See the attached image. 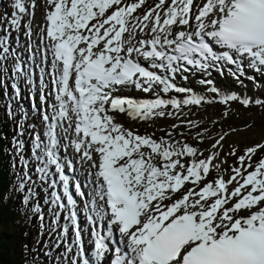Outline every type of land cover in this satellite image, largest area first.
Segmentation results:
<instances>
[{
    "label": "snow or ice",
    "instance_id": "6c2138e0",
    "mask_svg": "<svg viewBox=\"0 0 264 264\" xmlns=\"http://www.w3.org/2000/svg\"><path fill=\"white\" fill-rule=\"evenodd\" d=\"M144 3L145 0H46L47 23L42 29L46 35L41 40L48 42L47 51L52 56L50 94H54L55 103L49 105L51 115L47 111L43 115L47 142L36 134L33 154L43 165L37 168L41 178L51 175L49 169L54 166L62 183L69 208L66 219L74 226L73 245L77 249L70 264H101L110 252L111 264H264V158L255 167L252 164V157L264 149V143L247 148L245 155L238 158L239 167L232 168L233 174L227 180L220 176L205 182L212 168L219 169L213 163L218 152L200 158L202 151L172 139L171 132L160 138L141 135L116 122L111 114L147 121L173 115L166 113L168 108L179 111L199 106L204 98L196 95L183 100L157 96L145 101L113 95L116 86L129 85L143 92L159 86L163 93H187V89L171 82L181 70L173 65L181 61L200 69H207L213 61H226L239 70L240 58H245L250 67L264 71V0H205L195 13L194 0H158L142 17L135 16ZM12 7L14 11L7 20L19 29L23 16L31 14L29 8H34L35 3L12 0ZM193 19L195 31L184 30L191 27ZM149 23L153 38L132 44L136 29L143 31ZM174 28L181 30L174 32ZM212 42L224 51H214ZM7 45L8 37L0 36V59L5 58ZM172 45L176 54L168 55L165 46ZM134 53L151 63L142 65ZM156 70L172 75H160ZM15 71L22 70L17 65ZM234 99L237 98L225 96L220 102L227 104ZM241 103L247 106L251 101L243 99ZM61 128L72 130L76 137L72 146L97 170L88 215L93 225L92 259L77 223L69 177L58 156ZM200 136L198 133L197 138ZM223 139L220 136L212 148H217ZM68 167H72L71 161ZM25 179L30 177L25 174ZM233 182L236 187L230 189ZM56 184L53 179L50 186L55 188ZM20 188H24L23 181ZM76 191L84 196L79 184ZM52 196L60 209L66 207L57 192ZM97 200L102 204L98 205ZM242 211L247 214L240 215ZM105 219L106 234L97 223ZM67 232L65 226V236ZM114 232L120 237L118 241L112 239ZM73 245H66V254L73 252Z\"/></svg>",
    "mask_w": 264,
    "mask_h": 264
},
{
    "label": "rangeland",
    "instance_id": "374dc122",
    "mask_svg": "<svg viewBox=\"0 0 264 264\" xmlns=\"http://www.w3.org/2000/svg\"><path fill=\"white\" fill-rule=\"evenodd\" d=\"M3 68L4 67L0 61V71L3 70ZM6 87H8L7 84ZM3 94L4 92L1 89L2 98H4ZM183 95L186 94L184 93ZM183 95L177 96L169 94L168 96H163V99L182 100L184 97ZM145 96L146 95L132 96V98H137L139 101H144ZM129 98L131 99V96ZM222 98L223 97H218L216 99L221 101ZM250 98L253 99L255 96ZM217 100L213 101L212 98V102L210 101V104L214 108H218L214 110L217 113V124L207 123L205 120H203L200 121L199 123L201 124L196 127V124L192 123L193 125L190 124L191 126H189L191 128L196 127L193 132H179L177 137L181 138L185 143H189L190 145L192 144V146H197L198 149L200 148V150L203 152V157L200 158L207 157L212 151L218 152L219 154L213 163L223 164L225 159L227 162V160L233 156L231 153L242 152L245 154V150L247 148L264 143V104L257 105L254 102L255 104L253 103L252 106L244 109L238 105V102H230L224 106L225 103L220 102V105ZM256 100H258V98H256ZM226 111L227 114H225ZM165 117L167 116L165 115ZM224 127H226L225 130ZM217 128H220L218 131L221 132L220 135L224 136V139L220 141L221 144L214 149L212 147L210 148V145H208L207 142H211V131ZM36 131L39 133V130L36 129L32 132V134H35ZM198 133L201 134L200 138H197ZM12 135H15V133L11 132L9 134V136ZM10 149L13 153L11 155L12 161L13 157L15 160H17L19 155L15 156L14 150L11 147ZM261 155H264V151L261 153ZM255 156L257 157L258 154L256 153ZM16 165L18 166L17 161ZM27 176L30 177V179H25V174L21 175V182L23 181L24 188L21 189L20 186L17 187L15 185L14 189L15 199L17 200V208L20 213L18 215L20 217L18 219V228L23 232H29L31 234L33 240L28 244V251L31 252L35 258L37 257V259L41 260L44 264H55L57 259L54 257V254L61 253L66 245V238L68 237L71 239L73 237V233L68 230L67 235H64L63 229L66 224L60 220L59 212L55 209L54 204L50 200V193L46 191V189L41 191L42 188H40V186L43 187V179L40 177H35L33 173H27ZM16 177H18V174H16ZM17 181H19V178ZM25 198H27V203H25ZM30 217H35V231H33V228L26 220V218L28 219ZM46 233H56V235L54 239L51 240L50 237L46 235ZM22 253L24 258H26V252L23 251Z\"/></svg>",
    "mask_w": 264,
    "mask_h": 264
},
{
    "label": "bare ground",
    "instance_id": "6f19581e",
    "mask_svg": "<svg viewBox=\"0 0 264 264\" xmlns=\"http://www.w3.org/2000/svg\"><path fill=\"white\" fill-rule=\"evenodd\" d=\"M46 9H47V4L44 3L43 6H42V10L45 11ZM38 11L39 12H37V20H39V13L41 11V9L39 7H38ZM200 86H202V83L194 82V83L189 84V86L187 88H185V89L188 90V92L185 93L186 96H188V95H196V96H198L195 93V90L198 87H200ZM137 93L138 94H145L146 92L138 90ZM169 94H173V93L171 91L168 92V93L158 92L156 94V96H145L144 97V101L145 100L155 99V98H157V96H159L160 98H163V96H166V95L168 96ZM183 94L184 93H182V95ZM202 96L204 98V101L199 106L195 107L194 105H190V106L182 107V109H180V110H184L185 108H189L187 114H185V117H186V115L188 116L187 118H185V120H184L183 114L180 112V110L177 111V110H174V109H171V108H168V109L165 110L166 113L167 112L174 113L173 115H166L168 118L167 117H154L153 119H150V120H147V121L132 120L125 114H119V113H111V114L116 118V122L122 123L126 128L135 130L138 134H141V135H152V136H154V138H160V137H166V134L168 132H171L172 133V139L183 141L181 138L177 137L179 132H184V133L193 132V130L196 129L197 125L201 124V123H199L201 120H205L207 123H211V124H217L218 123V121L216 119V114L217 113H216V111H214L213 106L210 104L212 102L211 101L212 97L208 98L204 94H202ZM218 97L220 98V97H224V96L220 95ZM132 99L139 101L137 98H132ZM253 99H255V98H253ZM204 103L208 104L210 107L209 106H207L208 108L205 107L203 105ZM189 122H191V124L195 123L196 127L191 128L190 127L191 125H190ZM173 125H176V127L174 128ZM225 128L226 127H224V130H225ZM218 129H220V128H217V129H214V130L211 131V134H212L211 142H207L208 145H210V148L216 142V140H218L219 137L221 136L220 135L221 132L218 131ZM40 131H42V125H41ZM37 132L38 131L35 132V135L39 134ZM232 137H234V136H232ZM220 144H221V142H220ZM194 147L197 148V146H194ZM199 150H200V148H199ZM200 151H202V150H200ZM73 248H74V246H73Z\"/></svg>",
    "mask_w": 264,
    "mask_h": 264
},
{
    "label": "trees",
    "instance_id": "16d2710c",
    "mask_svg": "<svg viewBox=\"0 0 264 264\" xmlns=\"http://www.w3.org/2000/svg\"><path fill=\"white\" fill-rule=\"evenodd\" d=\"M5 120L0 110V264H31L22 258L21 246L26 244L27 234L18 228L17 200L14 194V172L9 165L6 151ZM13 185V186H12Z\"/></svg>",
    "mask_w": 264,
    "mask_h": 264
}]
</instances>
